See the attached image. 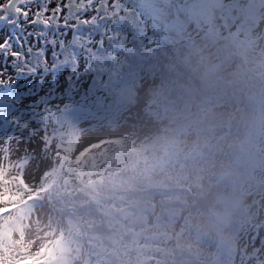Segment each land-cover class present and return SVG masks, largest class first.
Masks as SVG:
<instances>
[{"label": "rangeland", "instance_id": "374dc122", "mask_svg": "<svg viewBox=\"0 0 264 264\" xmlns=\"http://www.w3.org/2000/svg\"><path fill=\"white\" fill-rule=\"evenodd\" d=\"M123 1L109 11L140 19L143 49L131 43L135 18L119 31L128 59L115 46L101 58H115L116 70L140 63L134 80L102 77L90 87L96 56L80 52L77 66L19 99L0 133V210L34 196L0 223V264H169L172 244L184 247L179 264H264V189L254 215L239 214L243 196L264 181V0H130L124 9ZM153 51L157 67L138 61ZM13 73L0 76V97ZM220 140L235 142L229 158L215 156ZM209 164L205 187L185 189ZM159 171H170L176 189L150 176ZM76 173L84 198L73 196ZM141 185L155 186L150 198ZM95 187L97 219L110 217L116 233L86 238L79 227L89 210L66 206L88 204Z\"/></svg>", "mask_w": 264, "mask_h": 264}, {"label": "snow or ice", "instance_id": "6c2138e0", "mask_svg": "<svg viewBox=\"0 0 264 264\" xmlns=\"http://www.w3.org/2000/svg\"><path fill=\"white\" fill-rule=\"evenodd\" d=\"M113 4L114 0H108L107 5L102 0H0V24L4 25L0 27V76L5 68L24 74L27 66L34 67L36 74L46 70L41 65L55 72L53 65L64 58L69 46V33L79 36L88 47L99 49L109 33H98L99 38L92 33L108 19L104 12ZM79 51L87 54V48ZM13 62L16 69H12Z\"/></svg>", "mask_w": 264, "mask_h": 264}, {"label": "flooded vegetation", "instance_id": "af4514ba", "mask_svg": "<svg viewBox=\"0 0 264 264\" xmlns=\"http://www.w3.org/2000/svg\"><path fill=\"white\" fill-rule=\"evenodd\" d=\"M102 2H106V0H102ZM136 3H139V0H134V5L136 6ZM130 4V2H129ZM128 4V5H129ZM121 7L124 9L126 8L125 4ZM114 12H110L109 9H105L104 15L107 16L108 18L111 17L113 15ZM109 22L108 25L106 24V22ZM104 20L102 23H100V25H104L107 27L111 26L112 20H108L107 19ZM1 25V24H0ZM98 29V28H97ZM99 33H102L101 31ZM70 40H69V46L67 48V50L64 51V58L62 60H58L56 61V64L53 66H57L60 69H65V68H69L71 70L72 67L77 66V63L79 64V49L81 47L87 48V43H82L81 42V38L79 36H73L71 34L70 36ZM73 46L76 47L77 51L73 52ZM94 50H90L87 51V54L93 52ZM51 61V60H50ZM22 62V61H21ZM43 67V65H41ZM12 69H16V62H13L12 64ZM35 68L31 67V66H27V70L24 74H20L19 71H12L13 73V78L11 80L10 83H12L14 80H17L18 84H22L24 86H35L39 84V78H38V74H34ZM261 204V199L259 198V207ZM258 207V209H259ZM254 215V214H253Z\"/></svg>", "mask_w": 264, "mask_h": 264}, {"label": "trees", "instance_id": "16d2710c", "mask_svg": "<svg viewBox=\"0 0 264 264\" xmlns=\"http://www.w3.org/2000/svg\"><path fill=\"white\" fill-rule=\"evenodd\" d=\"M264 51V50H263ZM170 59V58H169ZM169 59H168V57H166L165 58V61H166V63H168L169 62ZM163 71H165L166 72V75H168V72L163 68ZM244 97H245V95H244ZM246 98V97H245ZM237 115V114H236ZM236 123V122H235ZM235 123H233V125L235 124ZM229 149V146H225V150H228ZM220 152H221V150L219 149V150H217L216 152H215V156L217 157V155H219L220 154ZM225 153L227 154V151H225ZM227 156H228V158L231 156V154H227ZM221 157V156H220ZM222 158V157H221ZM132 172H134L133 170H132ZM135 173V172H134ZM136 175H138L137 173H135ZM205 184H207V182L206 183H204L203 184V188L205 187ZM200 187V186H199ZM202 195V194H201ZM197 201H198V199H196V201H195V204H197ZM99 217H102V220H103V223L102 224H100V226H101V228H102V230H100L99 229V227L98 228H96L95 230H92V232H95L96 231V233H99V232H103V231H105L106 229H107V225L105 224V221L107 220V219H109L110 220V222H112V220H111V218L110 217H105V216H102L101 214H99L98 215ZM93 225V223L92 222H87L86 223V226H92ZM90 229H92L91 227H89ZM186 238H183V240H185ZM185 241H187V239L185 240Z\"/></svg>", "mask_w": 264, "mask_h": 264}, {"label": "water", "instance_id": "95a60500", "mask_svg": "<svg viewBox=\"0 0 264 264\" xmlns=\"http://www.w3.org/2000/svg\"><path fill=\"white\" fill-rule=\"evenodd\" d=\"M244 203H247V200L246 199H244ZM249 213H252V210Z\"/></svg>", "mask_w": 264, "mask_h": 264}]
</instances>
